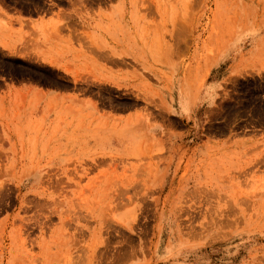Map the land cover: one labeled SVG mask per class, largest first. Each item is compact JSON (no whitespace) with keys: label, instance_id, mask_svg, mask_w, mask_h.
Segmentation results:
<instances>
[{"label":"rangeland","instance_id":"obj_1","mask_svg":"<svg viewBox=\"0 0 264 264\" xmlns=\"http://www.w3.org/2000/svg\"><path fill=\"white\" fill-rule=\"evenodd\" d=\"M108 1L0 0V264H264V73L101 66ZM129 5L151 32L202 16L210 57L250 34L264 61V0Z\"/></svg>","mask_w":264,"mask_h":264},{"label":"crops","instance_id":"obj_2","mask_svg":"<svg viewBox=\"0 0 264 264\" xmlns=\"http://www.w3.org/2000/svg\"><path fill=\"white\" fill-rule=\"evenodd\" d=\"M133 2L136 0H112L105 5L92 6L94 25L91 21L90 44L92 50L97 52L96 57L101 61V66L113 68H129L130 66L203 68L211 66V73L216 77L214 85L233 76L264 73V61L258 64L254 61L255 43L254 39L249 36L250 34L240 33L241 35L233 42L224 43L210 57L207 49L209 32L208 27L203 26L202 16L200 25L199 23L192 25L193 23L190 22L188 25L185 23L169 29L157 28L153 30L155 32H151L138 23L129 25V19H132L129 4ZM51 19L50 16L36 17L34 21L41 27H46L51 23ZM258 66L259 70L256 69ZM109 74L111 80L114 81L117 73L111 71ZM207 78L208 74H205L197 96L193 97L188 92L185 94V100L188 101L186 104L192 110L195 107L207 106L209 102L210 87L205 88L203 85ZM214 85L213 88L216 87ZM35 92L54 100L59 99L60 96L56 92ZM35 92L32 93L36 94ZM11 93V90L4 91V95H11ZM63 146L65 147V144ZM68 156L69 151L62 155V159Z\"/></svg>","mask_w":264,"mask_h":264}]
</instances>
